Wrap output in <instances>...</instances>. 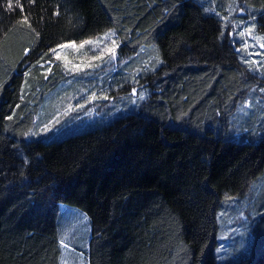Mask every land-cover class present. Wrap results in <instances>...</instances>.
Returning a JSON list of instances; mask_svg holds the SVG:
<instances>
[{
  "label": "trees",
  "instance_id": "trees-1",
  "mask_svg": "<svg viewBox=\"0 0 264 264\" xmlns=\"http://www.w3.org/2000/svg\"><path fill=\"white\" fill-rule=\"evenodd\" d=\"M19 3L0 0V264H63L65 205L90 217L83 264H264V55L234 29L242 9L264 37V0ZM110 28L114 84L147 96L34 138L68 76L53 50Z\"/></svg>",
  "mask_w": 264,
  "mask_h": 264
},
{
  "label": "rangeland",
  "instance_id": "rangeland-1",
  "mask_svg": "<svg viewBox=\"0 0 264 264\" xmlns=\"http://www.w3.org/2000/svg\"><path fill=\"white\" fill-rule=\"evenodd\" d=\"M243 13L242 9L236 13L238 19L234 23L235 36L237 34L249 48L261 54V58L264 55V47L260 45L264 44L262 39L264 37L256 33L252 25L249 26V22L241 16ZM249 31L251 35L248 34ZM106 33L112 35L109 39L103 40L98 47L85 44L80 48L81 43L70 42L63 46L75 44L77 47H61V45L53 50L57 61L64 66L68 76L43 96L37 117L39 133L34 138L42 137V132L54 133V138H63L80 129H92L112 122L120 116L136 111L140 100L147 96L146 90H140L141 88H133L131 95H122L120 90L126 86V83L131 82L127 76L123 77V75L121 77L123 80L114 84L112 75L122 64L117 51L120 45L116 31L110 28L89 40L95 41L104 37ZM113 40L116 42L115 54L104 52L101 55L104 48L113 47ZM89 63L92 66H86ZM259 64L264 65V60ZM77 65L79 68L74 67ZM261 88L264 90V81ZM252 110V104H248L240 110V113L249 114ZM60 224V239L61 242L63 241L62 263L83 264L85 262L83 249H87L91 234L89 215L77 206L65 205Z\"/></svg>",
  "mask_w": 264,
  "mask_h": 264
},
{
  "label": "snow or ice",
  "instance_id": "snow-or-ice-1",
  "mask_svg": "<svg viewBox=\"0 0 264 264\" xmlns=\"http://www.w3.org/2000/svg\"><path fill=\"white\" fill-rule=\"evenodd\" d=\"M30 2H33V3H34V0H30ZM16 4H17V6L21 7V10H22V6L20 5L19 0H16ZM8 7H9V8L12 7V0H9ZM24 22H27V17L24 18ZM248 34L251 35V31H249ZM111 35H112L111 33H106L104 37H102V38H98V39L95 40V41H93V40H87V41H84L83 43H81V44L79 45V47H80V48H83L85 44L92 45V46H94V47H98L99 44H100L103 40H107V39H109ZM242 35H243V33H242ZM262 39H264V38H262ZM112 44H113V47H112V48H107V47L104 48V49L101 51V55H103L104 52H111V53L114 55V54H115V46H116V42H115V40L112 41ZM260 46H261V47H264V44H261ZM61 47H72V48H75V47H77V46H76L75 44H72V45H66V46H63V45H62ZM94 58H99V57H94ZM86 66H89V67H90V66H92V65H91V63H89V64L86 65ZM74 67L79 68V65L74 66ZM9 118H11V117H9ZM61 243H63V241H62ZM65 246H66V245H65Z\"/></svg>",
  "mask_w": 264,
  "mask_h": 264
}]
</instances>
